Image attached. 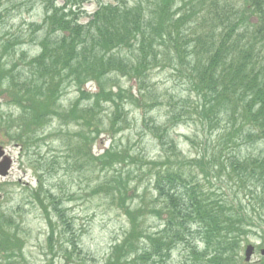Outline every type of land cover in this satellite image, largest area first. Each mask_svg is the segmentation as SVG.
<instances>
[{
    "label": "trees",
    "instance_id": "16d2710c",
    "mask_svg": "<svg viewBox=\"0 0 264 264\" xmlns=\"http://www.w3.org/2000/svg\"><path fill=\"white\" fill-rule=\"evenodd\" d=\"M40 1L46 10L44 32L37 39L39 55L27 62L28 76L14 75L16 65L8 68L22 37L6 36L1 45L0 100L20 111L14 119L8 115V129L16 121L22 130L9 138L27 152L40 148L42 130L55 117L62 126L78 127L67 134L71 156L63 157L64 169L78 165L119 172L107 180V188L94 191L105 192L128 225L104 264H170L176 251L182 264H264V256L253 263L243 258L251 241L264 250V154L252 153L264 148V0H245L253 12L233 0H136L102 5L86 25L79 20L86 0H65L62 8ZM25 2L0 0V11ZM252 14L257 22L248 21ZM155 69H171L194 97L182 104L168 99L163 125L145 118L146 110L163 102L149 81ZM125 78L129 88L121 83ZM89 82L92 91L85 89ZM68 88L78 98L62 118L58 103ZM105 106L107 125L100 116ZM126 106L143 110V126L157 139L161 156L118 152L113 144L93 153L102 133L113 140L129 127ZM180 121L198 131L190 143L194 157L181 155L170 138ZM149 177L162 206L146 202L148 186L141 198L135 195L137 205H124L131 199L128 186L138 187ZM0 192L7 191L0 186ZM63 196L42 184L21 196L45 216L49 244L58 223L72 231ZM147 218L158 220L159 227H146ZM22 225L20 208L8 211L0 201V264H31L22 255ZM60 239L56 234L57 243ZM71 245L76 250L75 242Z\"/></svg>",
    "mask_w": 264,
    "mask_h": 264
},
{
    "label": "rangeland",
    "instance_id": "374dc122",
    "mask_svg": "<svg viewBox=\"0 0 264 264\" xmlns=\"http://www.w3.org/2000/svg\"><path fill=\"white\" fill-rule=\"evenodd\" d=\"M103 2H113L114 0H102ZM87 13L91 14L96 9V2H92L86 5ZM43 20V10L41 6L35 5L28 11L23 8L18 10L8 11V13L2 12L0 16V31L4 34H8L10 37H22L23 39H29L33 30L29 27L30 24L41 25ZM38 29L35 28V31ZM39 32H36L37 34ZM2 37V36H0ZM34 45L28 47V51L31 53ZM36 53L32 51V54ZM19 54L17 53V56ZM19 62L17 67L12 69L14 75H19L22 78L28 76L29 68L27 61L20 58H14V63ZM11 68V65L8 66ZM173 80L181 84L177 79L171 76L170 70L155 71L152 75V81L156 84L159 94L166 95H178L183 94L184 88L176 84ZM124 87H129L125 80H121ZM89 87V86H88ZM68 92H70L68 90ZM187 89L185 88V95H187ZM75 94L71 91L69 95H64L62 98V104L68 105L70 97ZM5 103V102H4ZM12 105L0 103V145L6 144L5 151L8 156L10 155L13 166L9 176L2 181V183H18L20 188L15 186L8 189V201L7 199L1 200L4 208H12L16 211V201L22 196L21 188L31 187L35 188L37 184V177L44 173L43 178L44 186L48 187V191L53 190L58 197L63 196L64 210L68 222L71 224L72 231L66 230L67 225L58 223L57 226L52 227L54 231V240L49 244V234L51 227H47L45 216L42 212L30 202H22L20 207V213H22V225L19 229L24 238L25 247L23 249V257L31 264H104L107 256L110 253L111 247L122 239L124 231L128 230L126 217L116 211L114 202L107 197L105 192H95L97 187L104 185L107 188V180H111L113 177H118L119 172H101L99 167L94 168H79L66 170L59 168V164H62L61 158L65 156L66 150L61 138H51L44 146H41L39 150L37 148H31L28 152L27 149L19 151L16 147L15 141L11 140L14 135L21 133L17 125L19 122H14L8 129V115L13 114ZM14 117L18 115L16 112ZM157 119L159 123H163L165 115L164 108H158L150 114ZM12 119H14L12 117ZM104 122L107 121L106 113L102 115ZM128 123L129 127L113 140L107 133H103L93 148V153L98 154L102 150L107 149L112 144L114 150L118 152H128L130 154H139L157 158L160 154V147L158 148L155 140L149 136L141 126V116L138 110L128 111ZM49 133H57V128H49ZM75 131V129H70ZM47 131V130H45ZM195 130L193 128L178 127L173 135L174 139L178 142L179 149L183 150V153L194 156V151L185 144L184 135L192 138ZM11 139H10V138ZM26 138V136H24ZM6 142V143H5ZM253 154H264V148L260 147L252 150ZM40 154V155H39ZM174 161V160H173ZM55 163H59L54 165ZM56 168H58L56 170ZM45 169L50 172L46 174ZM127 170V169H126ZM128 172L131 170H127ZM55 172V173H54ZM41 180V179H40ZM145 186V183H143ZM135 185L128 186V201L124 205L135 206L140 201L141 194L143 193L142 185L134 187ZM136 190L135 193L132 191ZM139 192V193H138ZM2 194V192H0ZM139 195V198H136ZM70 197V200L67 199ZM154 198V199H153ZM151 194H146V202L152 205L158 203L156 198ZM120 198L117 202L120 204ZM149 201V202H148ZM159 200V203H162ZM132 203V204H131ZM11 210V209H8ZM49 214L50 210L48 209ZM55 221V220H54ZM160 223L153 219L147 218L145 226L151 229L158 228ZM73 233V234H72ZM56 234L60 235V242H56ZM71 242H75L76 250L72 248ZM253 245H256L254 241H251ZM72 250H75L72 252ZM68 256H71L68 260ZM259 259V252H255L252 261ZM183 256L179 251H176L171 259L170 264H182Z\"/></svg>",
    "mask_w": 264,
    "mask_h": 264
},
{
    "label": "water",
    "instance_id": "95a60500",
    "mask_svg": "<svg viewBox=\"0 0 264 264\" xmlns=\"http://www.w3.org/2000/svg\"><path fill=\"white\" fill-rule=\"evenodd\" d=\"M7 169H8V163L6 161L0 164V174L1 175H5ZM252 253H253V248L251 246H248L245 252L246 261H249Z\"/></svg>",
    "mask_w": 264,
    "mask_h": 264
}]
</instances>
